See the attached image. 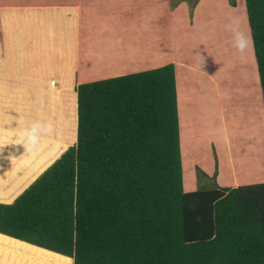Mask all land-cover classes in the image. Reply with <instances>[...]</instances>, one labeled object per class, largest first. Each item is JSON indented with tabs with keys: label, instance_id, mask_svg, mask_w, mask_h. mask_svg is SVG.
<instances>
[{
	"label": "trees",
	"instance_id": "16d2710c",
	"mask_svg": "<svg viewBox=\"0 0 264 264\" xmlns=\"http://www.w3.org/2000/svg\"><path fill=\"white\" fill-rule=\"evenodd\" d=\"M246 11L264 103V0ZM76 91L75 143L0 202V232L73 264H264V182L221 186L197 167L184 191L174 63Z\"/></svg>",
	"mask_w": 264,
	"mask_h": 264
},
{
	"label": "crops",
	"instance_id": "0c3cea01",
	"mask_svg": "<svg viewBox=\"0 0 264 264\" xmlns=\"http://www.w3.org/2000/svg\"><path fill=\"white\" fill-rule=\"evenodd\" d=\"M146 4H150V8ZM152 4L156 5L155 9ZM158 5L161 8L166 7V17L171 25L175 19L185 17V12L182 15L176 14V7L172 9L169 0H88L85 5L82 0L0 1V40L3 41L0 45V87L14 82H36L44 77L58 75L61 79L60 87L59 80L51 79L50 84L54 90L46 95L55 93L60 96L59 90H69L83 82L149 70L172 62L175 65L184 191L195 190L199 185L194 170L190 173L191 182L188 186L184 182L185 151L188 153L192 148L195 149V154L190 152V162L196 167L199 165L209 176L215 173L219 185L233 187L242 184L241 178H253V175L256 176L253 171L261 166L258 161L246 163L249 161L246 156L252 153L251 150L245 153L240 152L239 148L235 150L239 143L237 138L233 141L228 128L227 134L226 129L219 132L220 114L224 112L225 102L230 118L235 112L230 110L229 88L224 91L223 98L222 83H218L215 76L209 79L207 72L201 67L202 62L207 65L209 60L201 54L195 60L189 57L190 44L187 38L190 36L191 27L192 32L197 31L200 22L195 21V26L191 24L187 29L184 50L175 51L168 46H159L158 36L163 33L164 27L157 24ZM218 10L222 15L233 17L235 26L239 27V30H233L234 35L235 32H240L247 38L246 28L240 27V15H233L224 5ZM103 26L113 29L109 33L111 36L106 34L108 31H103L101 35L93 33L101 30ZM220 33L221 31H214L206 38L211 41L214 35ZM95 38H98L97 42L106 45L102 49L98 48L101 52L98 55L94 52L95 57H92L86 50ZM104 39L108 41L105 42ZM207 45L205 49L209 50ZM245 47L239 49V52L234 51L238 58L226 55L219 48L220 71L227 69L225 66L228 64L222 54L229 66L236 67L240 65L239 61L246 62L249 53ZM185 51L187 58L182 56ZM111 56L117 57V60L113 61ZM232 59L236 62L233 63ZM8 97L9 93H0V113L15 110L6 103ZM11 98L15 100L14 97ZM19 114L27 122L21 127L0 122V202L3 203H12L57 159L68 146V141L75 138V130L72 133L65 126L56 137L42 131L33 132L28 127L31 124L30 115L24 111ZM223 122H226L225 118ZM227 123L229 124V118ZM61 134L63 135L60 136ZM201 147L203 149L200 152ZM56 148H59L58 154L50 157L52 150ZM14 184L17 190L13 192L10 187ZM73 263L71 256L0 232V264Z\"/></svg>",
	"mask_w": 264,
	"mask_h": 264
},
{
	"label": "rangeland",
	"instance_id": "374dc122",
	"mask_svg": "<svg viewBox=\"0 0 264 264\" xmlns=\"http://www.w3.org/2000/svg\"><path fill=\"white\" fill-rule=\"evenodd\" d=\"M4 1L8 2L10 0ZM65 1L74 2L78 0ZM82 1L83 5L88 3V0ZM194 1L195 0H169L170 7L172 9L176 7L174 9L176 14L179 13L182 15L185 12L184 19H175L173 25L170 24L169 20H167L166 7L161 8V6L158 5L157 11H159V18L157 24L164 27L163 33L158 36V45L168 46L170 50L175 51L184 50L183 45L185 44V33L187 29L191 24L195 26V21L200 22V24L198 23L197 31L192 32L191 27L190 36L187 38V42L190 44V49H188L189 57H192L191 60H195V57L198 54H201L202 57L204 56L206 60H209V64L207 65L205 62H202L201 67L207 72V77L209 79L210 77L215 76L218 83H222L223 98L225 94L224 91L228 88L230 90V110L231 112L234 111L235 114L230 118V114H228V105L227 102H225L224 112L220 114L221 124H219V132H221V129H226L225 134L229 132L234 142L237 138L239 147H236L235 150H238L239 148L240 152L243 151L244 153L249 151V149L251 150L252 153L246 156L249 160L246 161V163L252 164L258 161V165L261 166L253 171L256 174V176L253 175V178L251 176H249V178H241V176H239V178L243 179L240 180L241 183L264 182V103L254 46L253 43H251L252 38L246 11V0H199L195 5H193ZM233 2H235V4H233ZM128 3L130 4L131 2ZM223 5L225 8L232 11L233 15L237 14L241 16L242 24H240V27H243V29L246 28L247 42L245 46L249 56L248 66L244 63H240V65L234 67L233 65L229 66V62L227 61L225 55L222 54L223 59H225V62L228 64L225 66L227 69L224 68V71H220L219 65L221 63V56L219 55V48L226 55H232L235 58H238L235 52H239V49L235 47L234 44L233 32L234 29L239 30V27L235 26L236 22H234L232 16L222 15L221 11L218 10L219 8H223ZM146 7L150 8V4H146ZM155 7L156 5L152 4V8L155 9ZM90 18L94 19L93 17ZM103 31H108L106 34L111 36L109 33L113 32V29L103 26L101 30H97L93 33L101 35ZM214 31H221V33L214 35V38L211 41L208 40L206 36L209 33L213 34ZM210 37H212V35ZM103 38L105 37L103 36ZM97 39L98 38L93 39L86 50V52L92 57H95L94 52H97L96 55L101 52L98 48L102 49L101 47H105L106 45V43L97 42ZM104 41L107 42L108 39H104ZM2 42L3 41L0 40V45ZM207 42L211 45H207ZM206 45L209 50L205 49ZM212 46L214 47L212 48ZM182 56L187 58L186 51ZM111 58L113 61L117 60V57L111 56ZM29 60H31V58H29ZM185 60L187 61V59ZM232 60L233 63L236 62V60ZM51 79H55V81L59 80L58 87H60L61 79L58 75L44 77L36 82L31 80L22 84L14 82L13 84L0 87V93H9L10 95V97L6 100V103L10 104V108L15 109L9 113H0V122L13 125L15 127H21L27 123L26 120L19 114L20 111H24L30 115L31 124H28V127L33 132L42 131L44 134L56 137L57 134H60L62 127L65 126V128H68L72 133H74L75 130V138L68 141V148L70 145L75 143L77 137L76 86L65 91L59 90L60 96H57L55 93L46 95L50 90H54L50 84ZM69 83L72 84L71 82ZM191 83L193 84V80ZM11 96L14 97L15 100H13ZM191 104L192 102H190L189 105ZM223 118L226 119V122H223ZM227 118H229V124L227 123ZM227 128L229 130L228 132ZM62 135L63 134L60 136ZM202 149V147L199 148V151L201 152ZM213 150L215 151V147H213ZM191 151L195 154V149L192 148L188 150V153L185 151L184 156V182L186 181V186H188L189 182H191V171L194 170V174L197 176V167H200L199 165L196 167L195 164L190 162L189 158ZM61 154L58 157H60ZM213 158L215 161L214 152ZM51 164H49L38 175V177ZM260 168H262V170H260Z\"/></svg>",
	"mask_w": 264,
	"mask_h": 264
},
{
	"label": "clouds",
	"instance_id": "9594fccd",
	"mask_svg": "<svg viewBox=\"0 0 264 264\" xmlns=\"http://www.w3.org/2000/svg\"><path fill=\"white\" fill-rule=\"evenodd\" d=\"M246 38L244 37V35L240 32H235L234 35V44L235 47H237L238 49H243L246 45ZM52 83L54 84V82L52 81Z\"/></svg>",
	"mask_w": 264,
	"mask_h": 264
},
{
	"label": "bare ground",
	"instance_id": "6f19581e",
	"mask_svg": "<svg viewBox=\"0 0 264 264\" xmlns=\"http://www.w3.org/2000/svg\"><path fill=\"white\" fill-rule=\"evenodd\" d=\"M244 35V34H243ZM245 49H246V47H245ZM247 50V49H246ZM239 61V60H238ZM240 63H242L241 61H239ZM244 64L246 65V66H248V56L246 57V62H244ZM58 152H59V148H56V149H53L52 150V152H51V154H50V157H54L56 154H58ZM187 173V172H186ZM15 183H17V182H15ZM16 184H14V186L13 187H10L11 188V190L14 192L15 190H17L16 188Z\"/></svg>",
	"mask_w": 264,
	"mask_h": 264
}]
</instances>
